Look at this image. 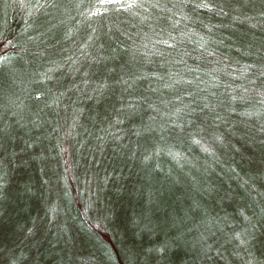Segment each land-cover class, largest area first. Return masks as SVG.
Wrapping results in <instances>:
<instances>
[{
    "label": "trees",
    "instance_id": "trees-1",
    "mask_svg": "<svg viewBox=\"0 0 264 264\" xmlns=\"http://www.w3.org/2000/svg\"><path fill=\"white\" fill-rule=\"evenodd\" d=\"M0 0V264H264V0Z\"/></svg>",
    "mask_w": 264,
    "mask_h": 264
},
{
    "label": "snow or ice",
    "instance_id": "snow-or-ice-1",
    "mask_svg": "<svg viewBox=\"0 0 264 264\" xmlns=\"http://www.w3.org/2000/svg\"><path fill=\"white\" fill-rule=\"evenodd\" d=\"M99 2L101 4H109V3H119L120 0H99ZM133 3H135V0H131V2L129 3V7H131ZM0 59H2V58H0Z\"/></svg>",
    "mask_w": 264,
    "mask_h": 264
}]
</instances>
